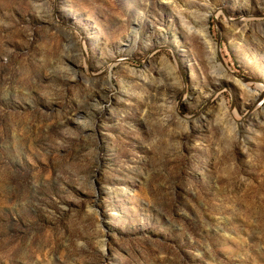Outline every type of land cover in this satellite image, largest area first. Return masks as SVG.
Here are the masks:
<instances>
[{"label": "rangeland", "instance_id": "374dc122", "mask_svg": "<svg viewBox=\"0 0 264 264\" xmlns=\"http://www.w3.org/2000/svg\"><path fill=\"white\" fill-rule=\"evenodd\" d=\"M0 264H264V0H0Z\"/></svg>", "mask_w": 264, "mask_h": 264}]
</instances>
